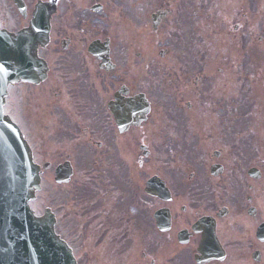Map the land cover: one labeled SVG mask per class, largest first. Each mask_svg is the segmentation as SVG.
<instances>
[{
  "label": "flooded vegetation",
  "instance_id": "obj_1",
  "mask_svg": "<svg viewBox=\"0 0 264 264\" xmlns=\"http://www.w3.org/2000/svg\"><path fill=\"white\" fill-rule=\"evenodd\" d=\"M23 3L12 31L48 19L49 156L71 168L53 214L77 264H261L264 0ZM25 121L42 126V110ZM156 148L167 165L148 170ZM212 234L222 262L201 253Z\"/></svg>",
  "mask_w": 264,
  "mask_h": 264
},
{
  "label": "water",
  "instance_id": "obj_2",
  "mask_svg": "<svg viewBox=\"0 0 264 264\" xmlns=\"http://www.w3.org/2000/svg\"><path fill=\"white\" fill-rule=\"evenodd\" d=\"M0 35V61L2 65L6 64L8 60H12L16 67L14 74L19 70L25 72V78L30 76L28 68L19 66V60L22 58L24 51L22 48L27 49L33 42L32 36H19L17 38L4 37L8 45L3 41ZM21 145H24L21 142ZM13 150L19 152L18 144H15ZM20 149V148H19ZM28 164L31 172V178H34L35 170ZM37 185V179L32 180V186ZM26 195V194H25ZM23 196L22 200H27ZM30 199V198H29ZM0 208V264H74L70 251L64 243L59 241L54 236L52 231V222L47 214L44 219L35 220L30 213H28L26 205L23 206L25 213V224L19 222H10L9 224L13 229V233H9L3 226L6 222L5 205ZM21 209V210H22ZM264 236V231H263ZM262 240V239H261Z\"/></svg>",
  "mask_w": 264,
  "mask_h": 264
},
{
  "label": "rangeland",
  "instance_id": "obj_3",
  "mask_svg": "<svg viewBox=\"0 0 264 264\" xmlns=\"http://www.w3.org/2000/svg\"><path fill=\"white\" fill-rule=\"evenodd\" d=\"M1 1L2 0H0V4H2ZM0 19L1 20H10V17L0 16ZM40 95L43 99V103L46 105V103H47L46 91L42 90L40 92ZM46 108H47V106H46ZM12 113L16 118H18L22 122L25 121L23 101H21L20 104H18V105L13 104ZM43 121L46 123V131H49L51 129V124L45 118L43 119ZM28 137H31V136H27V139H29ZM40 151H43V147L40 148ZM165 152H166V150L164 148L153 149L152 155L150 156L149 159H147L146 161H143L142 166H146L148 168V170L152 169L153 171H160L162 168H164L167 165V161H166L167 157H166ZM134 172L136 173V178H138V179L144 175V173L142 172L141 168L138 166L137 163L135 164ZM46 180H48V178H46ZM89 186H90L89 184H82L83 189L89 188ZM44 197H45V199L47 198V190L44 193ZM45 202L48 206H50V204L48 203V200H45ZM36 207L40 208L41 205L36 204ZM40 211H42V209ZM59 227L61 228L62 232H64L61 224ZM76 228L78 230H81L80 227H76ZM86 230H87V228H83V231H86ZM61 235L63 236L64 239H67L66 235L64 233H62ZM242 264H254V263H252V261L250 259H246L244 262H242ZM261 264H264V255H263V258L261 259Z\"/></svg>",
  "mask_w": 264,
  "mask_h": 264
}]
</instances>
